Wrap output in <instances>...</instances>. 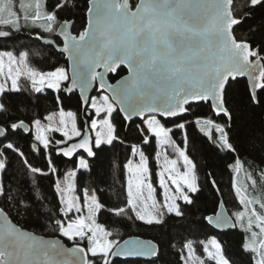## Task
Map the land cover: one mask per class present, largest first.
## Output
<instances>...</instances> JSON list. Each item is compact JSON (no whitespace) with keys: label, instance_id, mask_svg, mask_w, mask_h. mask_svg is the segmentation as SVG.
<instances>
[{"label":"snow or ice","instance_id":"6c2138e0","mask_svg":"<svg viewBox=\"0 0 264 264\" xmlns=\"http://www.w3.org/2000/svg\"><path fill=\"white\" fill-rule=\"evenodd\" d=\"M257 6L264 8V0H245L239 8L234 0H139L134 10L129 0H89L87 26L74 35L70 31L72 21L59 18V13L69 7L68 0H58L51 11L47 10L43 0H19V11L14 0H0V25L19 29L22 17L42 32L54 34L56 25L60 24L61 51L69 60L68 68L56 67L43 72L29 66L27 53L20 54L17 59L12 52H0V76L11 81L10 89L0 84V96L8 91H20L18 80L21 76L30 81L36 92L46 86L59 93L63 82H69L64 88L68 93L79 88L84 112L89 113L90 127L85 124L80 129L78 116L63 109L58 113V124L56 113L45 117L48 125L39 119L33 121L35 140L39 145L49 149L51 141L45 133L49 130L59 132L64 139L55 141L56 152L68 158H73L81 149L92 157L93 133L96 148L112 145L118 140L114 112L121 113L129 125L138 118L140 123L136 124V131L141 146H132L133 158L125 165L129 173L126 205L108 211L121 218H130L134 214L136 220L147 225L162 224L165 210L167 214L183 218L185 213L178 201L192 205L194 200L190 194L200 191L195 165L186 149L187 127L194 125L218 148L233 152L235 148L226 131L233 118L227 96L230 80L246 77L249 104L264 106V42L257 44L255 40L257 32L264 31V24L259 27L248 24L246 33L236 35L237 29L252 18ZM6 35L7 32L0 31V36ZM4 57H7V64ZM121 65L127 67L128 75L117 80L115 85L108 83L105 74H118ZM98 68H103L104 72H98ZM93 81H99V88L107 94L87 96V89ZM57 102H61L59 96ZM201 104L207 105L212 115L193 110L194 106L198 108ZM7 111V105L0 101V112ZM188 116L192 117L190 121L186 120ZM221 116L226 117L228 123L219 122ZM169 123L173 127H168ZM9 127L13 131H31L23 120L13 122ZM174 129L183 131L185 148L174 141ZM4 131L5 128L0 126V132ZM74 138L79 139L68 144ZM153 141L160 147L173 148L177 156L172 159L167 151L163 156L156 153L160 169L158 183L163 190L162 204L154 197L150 158L143 150ZM6 147L24 157V153L12 143ZM4 155L0 152V156ZM137 158L138 162H135ZM24 163L31 173L46 174L43 169L28 164L26 157ZM49 167L53 172L57 171L51 159ZM87 167V161L79 158L78 168ZM5 168L4 160L0 159V170ZM235 168L237 171L241 168L238 159ZM76 175L75 171H70L62 182L57 181L54 185L61 205V218L50 217V220L60 236L73 242L86 240L87 246L74 243L72 248L65 249L58 240L37 237L13 224L9 211L0 208V264H111L110 256L118 255L158 258L159 247L151 241L112 238L113 231L97 222L103 208L97 197L89 195L86 190L82 200L73 195ZM255 183L253 180L252 184ZM145 188L147 198L143 195ZM233 188L242 206V210L232 213L245 233L241 247L250 257V264H264V211L256 208L259 204L264 210V200L242 194L235 181ZM0 196L12 200L17 214L31 210L27 197L8 196L2 184ZM219 208L221 210L214 215L203 217L208 225L220 228L228 223L223 203ZM73 212L76 213L74 217ZM200 244L207 260L197 255L191 241H186L184 249L187 254L181 256L183 264H232L226 258L221 242L214 236ZM67 255L75 258L69 261L65 258Z\"/></svg>","mask_w":264,"mask_h":264},{"label":"trees","instance_id":"16d2710c","mask_svg":"<svg viewBox=\"0 0 264 264\" xmlns=\"http://www.w3.org/2000/svg\"><path fill=\"white\" fill-rule=\"evenodd\" d=\"M47 10L55 8L58 0H43ZM69 7L59 13L61 20L72 21L71 32L78 35L86 27V13L89 0H68ZM132 8L138 0H129ZM19 1L14 0L18 5ZM237 8L241 7L245 0H234ZM20 28L0 25V31L7 32L8 35L0 36V51L12 52L18 55L21 52L27 53L28 64L37 71H51L56 67L67 68L65 57L50 46H44L38 38H53L59 45V40L54 34L42 32L34 25L25 22L22 17ZM248 24L257 27L264 24V8L256 7L252 18L242 28L237 29L236 35L247 32ZM59 24L56 25V29ZM256 43L264 42V31H258L255 37ZM126 69L120 67L118 74H111L109 82L113 83L126 74ZM246 81L235 80L227 86V96L229 107L232 109V121L230 127L226 128L229 132L230 142L235 151L227 152L221 150L198 129L192 125L187 127V153L195 165V173L198 179L200 191L190 194L194 204L187 205L183 201H178L182 211L185 213L183 218L164 212V222L162 224L147 225L131 217H117L108 209L124 207L127 200V174L125 165L132 159V146L140 148L141 141L137 138L136 124L140 123L135 119L130 125L123 119L117 111L113 113V123L117 128L119 139L112 145L104 144L100 148L92 143L94 155L88 157L82 149L77 150L73 158L58 155L56 152V140H63L60 135L53 134L49 137L51 141L49 149H43L34 141L32 132L33 121L39 119L44 123L48 114L59 113L61 109L65 112H73L78 116L77 125L83 129L89 122L88 116L82 113L81 102L76 93H63V88L59 93L50 89L36 92L30 81L21 77L18 82L20 91H8L6 95L0 96L8 107L6 113L0 112V125L6 130V137L0 141L3 146L0 152L5 155L0 156L6 164L0 175V183L8 193V196L17 199L27 197L31 210L27 213L17 214L12 200L5 196H0V208L9 211L10 219L23 229L32 231L45 237H60L67 245L78 243L83 247L87 246V241H75L74 243L59 235L55 229L51 218H61L59 196L55 191L54 185L57 180L63 179L68 171L77 173L75 178L76 193L79 197L85 190L89 195H95L97 200L103 205L101 212L97 216V222L104 225L109 231H113L112 238L123 241L124 239L137 236L151 240L159 247V255L154 260L143 261H121L112 260L111 264H183L182 255H186L184 244L191 241L192 246L197 249V255L207 260L201 241L209 237H215L221 242L223 251L232 264H250V257L244 253L242 243L245 233L236 222V229L227 233L214 231L203 217L214 215L218 207L223 203L228 213L242 210L238 197L233 188V182L238 187L243 188L242 194L249 198L264 200V106H252L249 104L246 92ZM99 92H94L93 96ZM59 96L60 103L57 102ZM194 111L212 115L205 104L200 107H193ZM192 117H186L191 120ZM23 120L29 125L30 133L22 130L13 131L9 127L13 122ZM219 122L228 123L227 118L221 116ZM168 127H173L171 123ZM174 141L185 148L184 134L182 130L174 129ZM76 140L68 142L74 143ZM8 143H12L19 151L24 153L28 164L33 167L41 168L46 174H33L24 163V157L17 152L7 149ZM67 146V145H62ZM156 143L153 141L151 146H144L143 150L150 158V173L152 184L156 188V174L153 158L156 152ZM173 149V148H172ZM168 154L174 156L169 150ZM84 158L88 167L77 169V160ZM49 159L57 169L52 171L49 167ZM240 161L239 171L235 168L236 160ZM246 176V177H245ZM251 177V179H249ZM213 180L215 185H213ZM255 180V185L252 181ZM39 197V200H37ZM156 198L160 201L159 190L156 188ZM258 211H264L256 205ZM130 211V210H129ZM74 217V214L71 213ZM234 221L235 217L232 216ZM90 259H95L89 256ZM212 264V262H209Z\"/></svg>","mask_w":264,"mask_h":264},{"label":"water","instance_id":"95a60500","mask_svg":"<svg viewBox=\"0 0 264 264\" xmlns=\"http://www.w3.org/2000/svg\"><path fill=\"white\" fill-rule=\"evenodd\" d=\"M138 2H139V0H138ZM130 3V2H129ZM88 7H89V3H88ZM135 9V7L134 8H132V10H134ZM86 21H88V16H87V13H86ZM86 26H87V22H86ZM59 28H60V24L58 25V27H57V32L54 34L55 35V37L59 40V42H60V44L58 45L57 43H56V41L53 39V38H38V41L42 44V45H44V46H50V47H52V48H54L57 52H59V53H61L64 57H65V59H66V61H67V66H69V60H68V56H67V54L66 53H63L62 51H61V49H62V47H63V37L62 36H60V35H58V32H59ZM71 29H72V25H71V27H70V31H71ZM50 41H51V43H50ZM120 67H124L125 69H126V74L124 75V76H122V77H125V76H127L128 75V70H127V67L126 66H124V65H121ZM97 71L98 72H104V69L103 68H98L97 69ZM69 74H70V71H69ZM111 74H115V73H106L105 74V79L107 80V82L108 83H110L109 82V76L111 75ZM122 77H120L119 79H117V80H120ZM241 79H243V80H245L246 81V84H247V78L246 77H238L237 78V80H241ZM117 80L115 81V82H113V83H111V84H113V85H115L116 84V82H117ZM230 82H232L231 80H230ZM65 88V87H64ZM64 88H63V93H66V94H72V93H76L77 95H78V97H79V99H80V102H81V109H82V113H84V114H86V116H88L89 115V113H85L84 112V108H83V104H82V101H81V97H80V90H79V88H76V89H74L71 93H68V92H66V91H64ZM94 92H103V93H105V94H107L106 92H104L103 90H101L100 88H99V81H93L92 83H91V85L88 87V89H87V92H86V95L87 96H89V97H93V94H94ZM121 114V113H120ZM121 116L123 117V115L121 114ZM135 119H138V118H134V120ZM84 124H88L86 121H84ZM127 124H129V122H127ZM25 125L28 127V128H30L29 127V125H27L26 123H25ZM1 126V125H0ZM22 130V129H21ZM22 131H24V130H22ZM25 132V131H24ZM5 137H6V130L4 131V132H0V141H3L4 139H5ZM219 210H221L219 207H218V210L217 211H219ZM223 211H224V213L229 217V219H228V223L227 224H225L224 226H222V227H220V228H217V227H215L214 225H209L214 231H216V232H219V233H227V232H230V231H234L235 229H236V223H235V221H234V219L232 218V216L228 213V211L226 210V208L224 207L223 208ZM12 221V220H11ZM12 223L13 224H15L13 221H12ZM16 226H18L17 224H15ZM20 227V226H19ZM24 230H26V229H24ZM26 231H28L29 233H31V234H33V235H35V236H37V237H42L43 239H45V240H52V241H56V240H58V241H60V243L63 245V247L65 248V249H68V248H72L73 246H74V244H71V245H67L65 242H64V240L62 239V238H60V237H45V236H41V235H38V234H36V233H34V232H32V231H29V230H26ZM136 238H139L140 240H142V241H151V240H147V239H143V238H140V237H137V236H131V237H128V238H126V239H124V240H128V239H136ZM152 242V241H151ZM153 244H155L154 242H152ZM156 245V244H155ZM82 246V245H81ZM67 260H69V261H71L72 259H74L75 257L74 256H72V255H67L66 257H65ZM156 257H151V256H110V260L112 261V260H121V261H134V260H143V261H151V260H154Z\"/></svg>","mask_w":264,"mask_h":264},{"label":"rangeland","instance_id":"374dc122","mask_svg":"<svg viewBox=\"0 0 264 264\" xmlns=\"http://www.w3.org/2000/svg\"><path fill=\"white\" fill-rule=\"evenodd\" d=\"M19 1V0H18ZM26 2H28V0H26ZM32 2H34V0H32ZM18 5H19V3H18ZM18 5H17V7H16V10L17 11H19V8H18ZM27 23H30L31 24V22H27ZM0 52H3V51H0ZM22 53H24V52H21L20 54H22ZM20 54H18V55H14V56H16L17 57V59L19 58V56H20ZM4 60H5V64H7V57H4ZM67 68H68V66H67ZM7 74V67H5V75ZM21 77H24V76H21ZM20 77V78H21ZM19 78V79H20ZM18 82H19V80H18ZM67 83H69V82H63L62 83V85H61V89L62 88H64L65 87V85L67 84ZM0 84H4L5 85V87L7 88V89H10L11 88V81L10 80H5V78L3 77V76H0ZM44 89H46V86L41 90V91H43ZM54 91V90H53ZM54 92H56V91H54ZM103 94H105V93H103V92H99L98 93V95H95V96H93V97H98V96H100V95H103ZM67 113V112H66ZM57 115H56V123L58 124V121H59V116H58V113H56ZM42 124H44V125H48V121L47 120H44V123H42ZM88 124H89V127H90V122H88ZM55 126V125H54ZM69 126H70V123H69ZM78 126V125H77ZM35 126H34V124H32V132H33V136H34V141L37 143V144H39V142L38 141H36L35 140ZM46 134V136L49 138V137H51L53 134H56V135H60V136H62V134L61 133H59V132H53V131H51V130H49L48 132H46L45 133ZM93 135V144H94V133L92 134ZM63 137V136H62ZM63 139H64V137H63ZM79 138H74L73 140H71V141H74V140H78ZM71 141H68V142H71ZM95 145V144H94ZM4 146H6V145H4ZM156 152H155V155H154V158H153V162H154V167H155V174H156V182H157V185H156V188H157V190H159V194H160V201H158L157 200V198H156V188L154 187V185H153V188L155 189V192H154V197H155V199L160 203V204H162L164 201H163V195H162V192H163V190L159 187V183H158V176H157V173H158V171L160 170L158 167H157V162H156V153L157 152H159L160 154H161V156H163V154H164V152L165 151H167V153H168V151L170 150L172 153H173V149L171 148V147H167V148H164V147H160L159 145H157L156 144ZM42 147V146H41ZM3 148V146H1L0 145V151H1V149ZM169 155V154H168ZM169 157L170 158H172V159H176L177 158V156L176 155H174V156H170L169 155ZM1 159V158H0ZM79 160V159H78ZM78 160H77V169L79 170V168H78ZM135 162H138V158L136 159V161ZM180 167H181V170H182V161H181V163H180ZM72 171V170H71ZM1 172H2V170H0V175H1ZM68 172H70V171H68ZM67 172V173H68ZM66 173V174H67ZM126 174H127V180H128V177H129V173L127 172V169H126ZM246 177V176H245ZM64 179V178H63ZM63 179H60V180H57V181H63ZM56 181V182H57ZM151 182H152V177H151ZM1 184V183H0ZM126 189H127V187H126ZM241 190H242V192H243V188H241ZM84 194V193H83ZM83 194H82V197H80L81 198V200H82V198H83ZM73 195H75V196H78V194L76 193V191L73 193ZM143 195H144V197L145 198H147V196H148V191H147V188H145L144 190H143ZM149 204L151 203L150 201L148 202ZM166 211V210H165ZM73 214H74V216L76 215V213L75 212H73ZM85 215H86V212L84 213ZM233 218V217H232ZM63 238H65V237H63ZM65 239H67V238H65ZM77 240H79V239H77ZM70 242H72V243H74L73 241H70ZM187 254V253H186ZM207 258V257H206Z\"/></svg>","mask_w":264,"mask_h":264}]
</instances>
